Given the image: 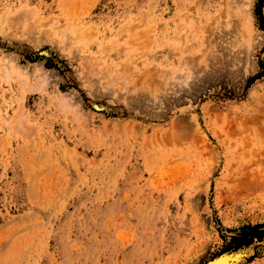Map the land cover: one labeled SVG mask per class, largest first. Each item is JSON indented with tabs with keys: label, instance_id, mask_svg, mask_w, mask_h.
<instances>
[{
	"label": "rangeland",
	"instance_id": "1",
	"mask_svg": "<svg viewBox=\"0 0 264 264\" xmlns=\"http://www.w3.org/2000/svg\"><path fill=\"white\" fill-rule=\"evenodd\" d=\"M253 226L264 0H0V264H264Z\"/></svg>",
	"mask_w": 264,
	"mask_h": 264
},
{
	"label": "trees",
	"instance_id": "2",
	"mask_svg": "<svg viewBox=\"0 0 264 264\" xmlns=\"http://www.w3.org/2000/svg\"><path fill=\"white\" fill-rule=\"evenodd\" d=\"M264 236V231L262 230V226H253L248 227L243 236L236 239L237 243L235 244V249H239L243 246H250L254 240L261 241ZM253 258L249 259V261H252Z\"/></svg>",
	"mask_w": 264,
	"mask_h": 264
},
{
	"label": "bare ground",
	"instance_id": "3",
	"mask_svg": "<svg viewBox=\"0 0 264 264\" xmlns=\"http://www.w3.org/2000/svg\"><path fill=\"white\" fill-rule=\"evenodd\" d=\"M225 260H226V259H225ZM225 260H224V259H219V260L214 261V262L211 263V264H227V263L225 262Z\"/></svg>",
	"mask_w": 264,
	"mask_h": 264
},
{
	"label": "water",
	"instance_id": "4",
	"mask_svg": "<svg viewBox=\"0 0 264 264\" xmlns=\"http://www.w3.org/2000/svg\"><path fill=\"white\" fill-rule=\"evenodd\" d=\"M219 258H220V257H219ZM217 259H218V258H217ZM215 260H216V259H213V260H211V261H208L206 264H211V263H213ZM226 263L230 264L228 261H226Z\"/></svg>",
	"mask_w": 264,
	"mask_h": 264
}]
</instances>
